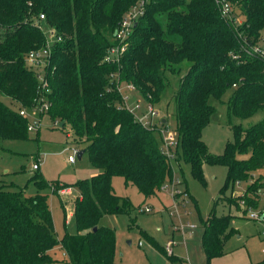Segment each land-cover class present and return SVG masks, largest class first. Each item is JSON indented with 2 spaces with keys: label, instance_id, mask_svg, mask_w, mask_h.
I'll list each match as a JSON object with an SVG mask.
<instances>
[{
  "label": "trees",
  "instance_id": "obj_1",
  "mask_svg": "<svg viewBox=\"0 0 264 264\" xmlns=\"http://www.w3.org/2000/svg\"><path fill=\"white\" fill-rule=\"evenodd\" d=\"M139 1L0 0V93L11 102L0 100V139L28 137L19 109L35 103L40 87L25 56L42 49L45 31H53L44 75L46 114L58 126L62 122L60 128L70 126L72 142L86 143L89 160L99 169L73 183L47 181L35 171L30 179L36 192L30 196L0 185V264H53L50 250L56 245L69 264H113L114 230L98 222L105 214H128L131 207L114 191L112 177L121 176L146 197L172 180V160L180 171L181 161L188 164L190 175L203 184V163L223 165L220 196L246 181L239 199L247 208L258 206L264 188V117L247 127L231 125L232 139L218 154L208 151L201 131L214 110L209 98L219 99L228 89L229 116L249 117L264 108V57L249 46L259 44L264 30V0H143L127 47L117 59L104 60L116 44L119 23ZM222 2L242 19L224 15ZM184 62L188 67L173 93L177 144L170 159L156 130L126 108L118 84L130 85L154 105L169 84L163 73L179 71ZM74 185L79 189L73 200L75 232L64 230L57 239L44 189L57 194ZM217 201L206 216L199 215L206 264L224 253L226 240L237 231L231 214L216 212ZM128 227L141 231L130 215ZM142 234L169 261L177 260Z\"/></svg>",
  "mask_w": 264,
  "mask_h": 264
},
{
  "label": "rangeland",
  "instance_id": "obj_2",
  "mask_svg": "<svg viewBox=\"0 0 264 264\" xmlns=\"http://www.w3.org/2000/svg\"><path fill=\"white\" fill-rule=\"evenodd\" d=\"M228 12L235 16L237 22L242 19L241 16L232 12L230 6ZM45 33L47 40L49 36L47 30ZM259 44L264 50V30L260 35ZM188 64L184 62L177 72L163 73L169 80V84L162 91L158 102L151 105L156 114L151 116L150 128L156 130L154 134L160 146H163V137L171 135L176 139L173 93L177 88L179 77L184 74ZM127 85L118 84L127 108L137 117L147 114V103L142 95L133 88L131 90ZM229 94L230 89L219 99L210 97L208 100L214 106V110L207 125L201 131V138L207 144L208 151L213 154L220 153L225 142L232 139L231 125L247 127L264 117V108L249 117L229 116L226 104ZM0 100L11 104L9 97L1 93ZM36 118L39 119L40 125L36 131H28L27 138L0 139V185L11 189L22 188L24 195L30 196L36 192L30 179L35 171H39L47 181L57 179L65 183L88 178L99 171L89 160L85 150L86 143L72 142V130L67 123L60 128L46 113L38 114L34 111L25 119L31 121ZM77 150L82 151L79 157ZM172 151L175 154V148ZM68 155H73L74 160L69 161ZM36 160L38 161L37 170L32 167ZM171 163L174 167L172 180H166L165 187H160L155 194L146 197L134 184H124L121 176L112 177L114 191L127 198L128 205L131 207L128 214H105L98 222L114 230L113 264H183L179 260L169 261L147 241L142 232L162 245L172 238L171 248L174 255L182 260L187 257L188 264H206L200 238L196 236L200 231L199 215L206 216L216 199L218 200L215 205L216 212L231 214L230 223L237 231L226 240L224 253L213 257L209 264H255L264 261V217L263 220L248 218L247 207L245 204L242 207L243 200L239 199L244 195L242 188H245L247 182H237L232 190L224 193L225 196H220L219 190L226 174V168L223 165L203 163L205 180L203 184L190 175L188 164L181 161L180 171L173 160ZM255 175L257 173H253L250 180H253ZM72 188L79 193L77 186L74 185ZM44 192L48 194L47 202L55 237L59 239L64 230L74 233L73 201L69 198L74 194L71 196L59 192L55 194L49 188L44 189ZM259 196L258 206L250 209L264 210V200L261 195ZM232 199L236 201L231 202ZM144 208L149 210L145 211ZM64 215L65 221H63ZM129 215L134 218L135 224L141 231L137 227H128ZM183 227L187 229L185 234ZM139 240L142 242L141 245H138ZM50 254L56 260L53 264H69L64 261L65 254L59 245L52 248Z\"/></svg>",
  "mask_w": 264,
  "mask_h": 264
},
{
  "label": "built area",
  "instance_id": "obj_3",
  "mask_svg": "<svg viewBox=\"0 0 264 264\" xmlns=\"http://www.w3.org/2000/svg\"><path fill=\"white\" fill-rule=\"evenodd\" d=\"M143 0L139 1L136 5L132 6L130 8L129 11H127V13H125L124 17L122 18L121 22L119 23V27L116 29L115 34H114V38L116 40V44L114 46H111L108 49L107 55L104 58V60H112V59H117L119 57V55L125 50V48L127 47V38L129 37L131 30H132V26L136 20V18L141 15L143 13ZM229 5L227 2H222L221 3V12L224 15L229 16ZM43 18V14L39 15V19ZM47 33L49 34V36L47 37L45 46L42 49H38V50H33L30 51L26 54L25 56V61L27 66L33 70L36 74V78L38 79L39 82V94L38 97L36 98V101L34 104H32L29 107H22L19 109V114L21 116H23L24 118H26L27 116H31V112H37L38 114H42V113H46V111L48 110L50 103L47 100V96L46 93L48 91L47 89V82H46V78H45V67L47 65L50 53H51V47H52V43H53V31H47ZM53 37V39H52ZM52 39V40H51ZM251 47V51L254 53H258L263 55L264 57V50L263 47L261 46V44H256V45H250ZM129 86L130 89H132V87L130 85ZM124 98V96H123ZM125 100V99H124ZM124 104L127 108V105L124 101ZM147 108H148V113L145 115H142L140 117L135 116L138 121H140L144 126L146 127H151V116L155 115V111L153 110L151 104H147ZM131 111V110H130ZM134 114V113H133ZM28 119V118H27ZM40 123H39V119H31V121H27V130L28 131H36L37 128L39 127ZM177 144V140L174 139L171 135H168L166 137H163V146H161L162 151L164 152V154L172 159L174 157V152L172 151ZM68 160L69 161H73L74 160V156L73 155H68ZM32 167L34 169L38 168V161L36 160V162H34L32 164ZM162 186L165 187L164 184H162ZM70 189L69 188H62L59 190L60 193H69ZM174 193V192H173ZM261 196L264 200V188L263 191L261 192ZM244 203L242 201L241 206L243 207ZM143 210L148 211L149 208H144ZM246 216L250 219H258V218H263L264 217V210L260 209L259 211L247 208L246 211ZM183 230L186 231L187 229L183 227ZM264 238V235H263ZM140 244V242H139ZM173 244V240L169 239L167 240L166 244L164 245V249L167 255H171L172 254V248L171 245Z\"/></svg>",
  "mask_w": 264,
  "mask_h": 264
},
{
  "label": "crops",
  "instance_id": "obj_4",
  "mask_svg": "<svg viewBox=\"0 0 264 264\" xmlns=\"http://www.w3.org/2000/svg\"><path fill=\"white\" fill-rule=\"evenodd\" d=\"M80 153V155L82 154V151H79V150H77V155ZM79 155V156H80ZM78 156V157H79ZM239 184V183H238ZM237 184V185H238ZM239 185H241V184H239ZM239 187V186H238ZM69 193H63L64 195H69V196H71L72 194H74L73 196L76 198L78 195H79V193H77L76 191H74V190H72L73 188L72 187H69ZM242 189H244V188H242ZM76 193H77V195H76ZM61 194V193H60ZM73 196H71V197H69V198H71L72 199V201L75 199ZM73 197V198H72ZM70 215V212L68 213V216ZM258 219H260V220H263V218H258ZM255 220H257V219H255ZM235 228V227H234ZM236 229V228H235ZM237 230V229H236ZM184 231V230H183ZM188 233L190 232V230L189 231H187ZM186 232L184 231V234H185ZM201 234H202V227H200V231L198 232V234L196 235L197 236V238H200V244H201ZM172 239V238H171ZM169 240V239H168ZM139 242H140V244H139ZM141 241L139 240L138 241V245H141ZM159 244V243H158ZM159 245H161L162 247H163V249H164V245H162V244H159ZM154 247V246H153ZM155 248V247H154ZM202 248V247H201ZM157 250V249H156ZM165 250V249H164ZM158 251V250H157ZM203 251V250H202ZM204 254V253H203ZM172 256H174V257H176L177 258V260H179V261H182L181 263H183V264H188V262L189 261H187V257L185 258V260H182V258H179V257H177L176 255H174L173 254V251H172V254H171ZM205 257V256H204ZM176 260V261H177Z\"/></svg>",
  "mask_w": 264,
  "mask_h": 264
},
{
  "label": "water",
  "instance_id": "obj_5",
  "mask_svg": "<svg viewBox=\"0 0 264 264\" xmlns=\"http://www.w3.org/2000/svg\"><path fill=\"white\" fill-rule=\"evenodd\" d=\"M114 34H115V32H114ZM60 125H62V122H59V126H60ZM79 155H80V153L78 154V156H79Z\"/></svg>",
  "mask_w": 264,
  "mask_h": 264
}]
</instances>
